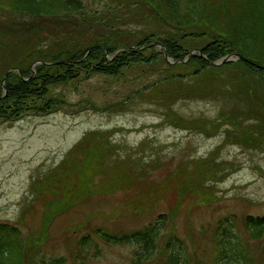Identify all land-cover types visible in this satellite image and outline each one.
<instances>
[{"label":"rangeland","instance_id":"374dc122","mask_svg":"<svg viewBox=\"0 0 264 264\" xmlns=\"http://www.w3.org/2000/svg\"><path fill=\"white\" fill-rule=\"evenodd\" d=\"M80 1L85 14L92 17L73 25V42L81 46L95 38L118 48L135 46V41L153 33L152 39L175 36L186 51L197 52L194 48L210 39L209 29L206 35L185 34L181 39L194 27L157 17L143 0ZM5 3L8 0H0V7ZM28 19L30 16L22 18L15 10L0 8V20L15 24ZM44 25L40 35L33 37L24 36L25 30L16 27V36L8 35L9 46L1 56H22L27 47L59 44L65 36L62 28L49 21ZM13 45L18 54H9ZM160 49L156 44L143 53ZM169 60L131 61L113 75L76 69L72 79L49 84L44 95L22 98L24 107L16 115H0V221L18 227L17 238L26 244L25 253L29 251L26 242L34 234L37 240L33 245L46 260L62 257L64 264H134L140 250L136 242H107L95 228L122 233L154 222L159 213H165L168 222L163 235L174 233L182 239L181 254L187 264H216V233L223 228L231 231V240L241 247L247 264H264V233L253 237L244 221L246 214L264 213V144L239 143L233 136L225 137L224 131L231 124L225 122L224 113L220 117V110H231L232 104L244 105L236 94L230 98L218 89L204 97L163 96L166 90L158 92L176 85L173 78L192 82L195 77L194 72ZM210 68L221 77L246 74L264 89V75L239 60ZM57 70L60 68L52 65L42 71ZM38 85L36 79L30 86ZM241 88L238 85L235 91ZM45 102H49L47 112L41 109ZM168 108L185 116L187 122L175 121L170 115L167 118L164 112ZM246 123L251 128L254 121L245 120L240 125ZM87 131L92 132L90 158L78 154L75 159L95 165L88 177L99 187L65 200L73 193L72 178L78 176L73 172L70 150ZM99 145H104L102 152ZM132 147L136 152L129 151ZM91 155L101 158L91 160ZM129 155L144 164L146 179L162 183L166 189L158 190L155 197L142 198L135 185L107 187L105 180H100L101 174L123 176ZM136 162L131 166L139 172ZM68 200L71 202H65ZM47 214L50 216L45 220ZM83 235H87V242L80 245ZM163 235L138 264H169ZM6 251L3 260L13 254V246Z\"/></svg>","mask_w":264,"mask_h":264},{"label":"trees","instance_id":"16d2710c","mask_svg":"<svg viewBox=\"0 0 264 264\" xmlns=\"http://www.w3.org/2000/svg\"><path fill=\"white\" fill-rule=\"evenodd\" d=\"M144 3L150 5L161 19H170L172 22L183 26H193L194 29L185 31L180 38L185 34L197 37L198 35L208 34L206 29L211 31L209 40L200 46V50L204 57L192 53L187 58L188 51L177 41V37L167 35L163 38H155L153 33L143 36L140 40L135 41V46H128V49L119 52L111 59L105 56L107 53L112 54L116 46H109L103 39H92L88 44L81 46L77 41L73 42L74 31L73 25L78 23H86L92 20L90 15H86L82 9L80 0H8V3L0 7L8 10H15L20 13L22 18L30 16V19L24 20L20 23H11L0 20V56L5 52L4 48L9 46V40L6 38L9 34L16 36L15 28L19 31L21 28L25 30L24 36L33 37V34L40 35V30L44 23L54 22L62 28V33L65 35L60 38L59 44L45 45L41 48L27 47L22 56H5L0 58V76H3L8 68L15 69L8 71L4 86L6 92L0 85V115L8 116L10 113L16 115L19 108L23 109L22 98L29 94L44 95L48 91V85L51 83L65 82L72 79L76 69L88 70L91 72H101L109 75L118 74L122 67L126 66L131 61H156L158 57L163 58L162 50H153L147 55H144L143 50L151 48L156 42H160L165 46L166 52L175 62V64L183 70H190L195 73L192 82H183L182 79H174L175 84L171 88H160L158 92L164 91L163 96L167 93L170 95H188V96H202L204 97L213 90H220L222 93L231 96H239V99L244 102V105L232 104L231 110L226 108L220 110V117L224 115L231 124V127L224 132L226 136H233L237 139L236 142H253L254 144H264V89H260V83H255L251 77L246 74H234L219 76L213 70L210 61L231 53L233 50L239 52L241 55L253 59L255 56L260 63V66L250 64L244 59L239 58L245 66L253 68L254 70L264 75V0H143ZM174 20V21H173ZM43 21V22H42ZM71 24V25H70ZM70 25V26H69ZM179 26V25H178ZM110 29V28H109ZM111 30L109 31V33ZM106 40V38L104 39ZM156 40V42H151ZM160 40V41H159ZM70 47L64 50L61 47ZM65 52H63L62 50ZM18 54L16 45L11 47L9 54ZM63 53L62 55H59ZM8 54V55H9ZM15 54V55H16ZM30 55L29 58L27 56ZM42 58V59H41ZM186 58L185 60H183ZM35 59L48 60L49 63L35 64L36 72L34 75L31 70V62ZM8 60V61H7ZM262 61V62H261ZM233 60L227 61L232 63ZM226 63V62H225ZM224 64V63H223ZM58 66L60 70L55 73L43 72L45 66ZM78 67V68H77ZM170 67V63H169ZM199 67L202 71H198ZM210 68V69H209ZM165 77V76H164ZM39 79V85L36 88L30 85ZM195 79V80H194ZM243 87L235 91L237 86ZM187 91V92H186ZM186 92V93H185ZM236 94V95H235ZM10 101L8 104L5 102ZM49 102H45L41 109L43 112L49 111ZM171 105V101L167 103ZM233 106L237 107L234 108ZM9 108H12L9 110ZM174 109L168 108L164 112L165 116L173 118L175 121L187 122L186 117L182 114L173 112ZM236 114V116H235ZM170 115V116H169ZM254 121L252 127H247L242 124V121ZM255 124V125H254ZM236 128V129H234ZM90 131L85 132L82 137L73 145V172H77L78 176L73 174V193L71 199L76 198L83 192H91L98 190L99 185L90 182L89 173H92L96 168L94 166H87L85 162L76 160L78 154L85 158L88 156L91 147ZM224 137V139H225ZM241 138V139H240ZM226 141V140H225ZM104 148L101 145L97 149L102 152ZM136 152V147H132L129 151ZM127 151V152H129ZM139 154V153H138ZM91 160L101 157H94L91 155ZM134 156H128V167L124 171L123 176L118 177L116 174H108L106 172L101 174V181L105 180V185L113 186H129L135 185L138 197H155L158 193L166 189L162 183H154L150 179H146L144 175V164L136 162ZM140 165V171L135 172L132 169V163ZM82 163V164H81ZM91 163V162H90ZM71 168V167H70ZM93 169V170H92ZM63 169L61 168L60 172ZM72 170V168H71ZM131 175L129 176V174ZM57 177V176H56ZM55 178V177H54ZM44 180V179H43ZM58 181V180H56ZM45 185V184H43ZM119 186V187H120ZM182 188V187H181ZM34 190H32L33 192ZM71 202V201H65ZM142 203V202H141ZM143 206V204H141ZM50 214H47L45 220ZM245 225L249 229L253 237H260L264 233V213L262 214H246L244 217ZM168 217L165 213H159L154 222L148 223L142 227L134 228L122 233H113L107 228L98 226L95 228V233L107 242H136L139 247V254L136 255L134 264H138L143 258H146L156 247L158 240L163 235V230ZM228 224H232L229 222ZM166 229V228H165ZM170 232V231H169ZM168 232V233H169ZM18 227L15 224L0 221V264H64L62 257H53L51 260H46L43 255L36 250V245H33L37 239L33 234L27 240L29 246L28 253H25L26 244L17 238ZM216 237L218 245V253L216 255V264H247L248 258L242 252L241 247L231 240L232 233L227 228H223ZM234 235V234H233ZM164 245L169 249L168 263L169 264H187L181 251H184V244L174 233L163 235ZM159 237V238H158ZM87 235L81 236L80 245L87 242ZM13 246V254L8 260H3L7 256L6 247ZM25 253V254H24ZM29 261V262H28Z\"/></svg>","mask_w":264,"mask_h":264},{"label":"water","instance_id":"95a60500","mask_svg":"<svg viewBox=\"0 0 264 264\" xmlns=\"http://www.w3.org/2000/svg\"><path fill=\"white\" fill-rule=\"evenodd\" d=\"M118 51H120V50H118ZM234 53H235L236 55H238L239 57H242L241 55L238 54V52H234ZM228 58H229V55H227V56H225L224 58H222L221 61H225V60H227ZM250 62H253V61L250 60ZM214 63H218V62H214ZM8 70H9V69H8ZM8 70H7V71H8ZM6 73H7V72H6ZM6 73L4 74L2 81L5 79V77H6Z\"/></svg>","mask_w":264,"mask_h":264},{"label":"bare ground","instance_id":"6f19581e","mask_svg":"<svg viewBox=\"0 0 264 264\" xmlns=\"http://www.w3.org/2000/svg\"><path fill=\"white\" fill-rule=\"evenodd\" d=\"M251 64V63H250ZM5 83V82H4Z\"/></svg>","mask_w":264,"mask_h":264}]
</instances>
